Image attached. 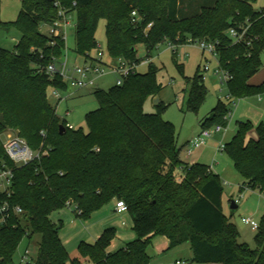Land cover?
<instances>
[{"label": "trees", "instance_id": "trees-1", "mask_svg": "<svg viewBox=\"0 0 264 264\" xmlns=\"http://www.w3.org/2000/svg\"><path fill=\"white\" fill-rule=\"evenodd\" d=\"M60 1L76 14L75 52L86 61L98 47L96 32L105 20L113 60L142 62L139 46L151 58L152 51L167 41H206L217 44L220 66L233 77L228 83L232 97L264 94V83H249L263 67L264 10L253 9L257 0H191L190 14L183 0ZM22 6L20 18L7 23L1 19L0 0V28L21 33L14 51L0 48V163L13 169L11 201L25 212L24 220L12 218L8 226H0V264H12L25 237L35 235L42 240L36 264H150L147 250L157 238L168 241V250L189 244L197 264H264V217L255 236L257 248L240 243L237 226L223 212L219 176L208 165L183 161L185 146L178 147L175 126L163 119V102L156 113L145 112L146 102L162 90L156 77L159 69L151 63L147 73L132 74L123 86L97 88L93 96L99 109L86 117L88 132L70 129L48 99L49 88L68 87L44 71L53 58L63 57L65 49L62 39L41 32V26L54 24L58 10L48 0H22ZM245 25L249 32L237 43L229 32ZM187 82L188 108L197 111L208 94L200 66ZM229 114L228 106L219 101L202 120V129L227 127ZM7 129L18 130L33 151L43 148L48 155L27 166L15 165L3 148ZM253 129L251 123H240L225 152L245 187L264 191V127L256 129L257 140L248 138ZM180 171L184 174L179 177ZM113 201L127 205L137 239L109 253L117 232L108 229L95 243L82 242L80 257L71 260L51 215L70 203L79 218L89 220Z\"/></svg>", "mask_w": 264, "mask_h": 264}, {"label": "rangeland", "instance_id": "rangeland-1", "mask_svg": "<svg viewBox=\"0 0 264 264\" xmlns=\"http://www.w3.org/2000/svg\"><path fill=\"white\" fill-rule=\"evenodd\" d=\"M187 13H193L190 7L191 0H183ZM197 2V1H194ZM201 2V1H200ZM199 3V1H198ZM1 19L7 23H15L21 16L22 0H2ZM255 11L264 10V0H257L253 4ZM76 14H72L69 24L66 28V43L63 57L68 55L69 66L75 64L83 65L84 57L75 52L76 47ZM107 22L101 20L96 32L97 49L93 50L91 57H97L101 52L104 54V61L112 67L117 65V61L108 55V45L106 36ZM152 27L149 24L146 28L148 31ZM44 34L48 31L46 28L41 29ZM21 38V33L12 28L9 31L0 28V48L14 51L17 43ZM140 57L146 58L147 52L143 46L138 47ZM153 60V66L159 69L157 82L162 86L159 91V99L164 103L162 117L164 120L171 122L175 126L178 147H183L202 131L201 122L209 113L217 107L219 101L225 103L230 114L228 116V126L223 127L218 132L217 126H213L210 131L212 137L207 144L200 149H195L189 155L183 150L181 157L187 160L189 164L200 163L213 168L214 174L218 175L224 185L223 192V212L238 228L240 237L239 242L245 243L250 249H256L257 244L255 236L257 231L252 230L251 226L242 222L243 218L253 219L258 225L264 217V191H252L248 188H241L243 178L237 172L232 160L227 153H218L216 149L221 145L228 144L235 136L240 123H251L254 129L249 133L248 138L257 140V128L264 127V94L236 99L230 95L227 85H222L214 70L218 68V61L207 52H203L196 45H184L177 49V55L164 43L152 51L150 58ZM263 67L249 83L251 85H260L264 83V52L261 55ZM209 65L211 71L203 72L204 66ZM201 67L205 75L204 85L208 90L205 101L199 106L197 111L189 110L188 101L190 97L191 85L187 81L196 76L198 67ZM149 65L140 66L139 73H147ZM117 77L108 72L97 81L94 88L75 90L68 88L59 90L62 100L52 96L54 88L48 89V99L56 110L57 117L62 124L72 126L74 130H83L88 132L87 115L99 109V103L93 96L95 90H109L116 85ZM153 98H150L144 107L148 114L157 112L153 105ZM7 136H19L23 138L18 130L7 129L3 134V141ZM24 139V138H23ZM43 151V148L40 149ZM36 152V151H35ZM38 152V151H37ZM183 172H178L182 176ZM225 183L227 186H225ZM262 193V194H261ZM237 202V209H231V203ZM115 201L95 212L89 220H83L76 215L73 206L54 212L50 219L53 224L60 227L59 236L71 260L80 257L79 245L82 242L93 244L108 229H115L116 238L111 242L108 252L115 253L126 247L127 244L137 239V233L134 230V223L130 213L123 215L116 214ZM24 222V221H23ZM125 223V225H124ZM26 231L31 235V228L25 224ZM41 236L35 235L31 239L25 237L13 257L12 264H36ZM169 243L163 238L154 240L153 245L149 246L147 252L151 257L150 264H176L182 261L186 264H197L192 261L193 253L189 244H183L176 248L170 249ZM26 251L29 256L25 258ZM70 264V262L68 263ZM87 264H93L91 262Z\"/></svg>", "mask_w": 264, "mask_h": 264}, {"label": "built area", "instance_id": "built-area-1", "mask_svg": "<svg viewBox=\"0 0 264 264\" xmlns=\"http://www.w3.org/2000/svg\"><path fill=\"white\" fill-rule=\"evenodd\" d=\"M53 3L54 7L58 10V18L51 25H43L41 29L46 28L48 33L44 34L48 37H56L62 39L66 43V28L69 24V19L72 17L73 13H69L67 8H65L60 0H48ZM76 6V3H74ZM250 26L245 25L241 30L233 29L229 32V35L235 39L237 43H240L245 40L247 33L249 32ZM169 48L173 51L174 54L177 55V49L180 46L184 45H196L203 52H207L214 58H218L217 44L206 42V41H195L192 39H188L186 44L177 45L173 42H166ZM104 54L99 53L97 57H90L88 61H84L83 65L75 64L73 67L69 66L68 55L66 57L61 58H53L52 61L44 68L45 73L50 78L58 77L63 83L67 85V87L82 90L88 88H94L97 85V81L99 78L105 76L110 72L114 74L116 79V86H123L126 80L132 75L138 72V68L140 66L150 65L152 60L150 58H145L140 63L129 62L124 59H117V65L115 67L109 66L104 61ZM220 61V60H219ZM218 61V68L214 70V74L217 75L219 81L222 85H227L233 79L232 75L223 69L220 66ZM211 68L209 65L204 66L203 72H209ZM202 80L205 81V75L201 70ZM58 89H54L52 92V96L58 100H62V97L59 93ZM70 129H73L72 126H68ZM223 127L220 125L217 127V131H222ZM212 137V132L208 129H202L201 133L195 136L187 146V152L191 154V152L195 149H200L205 146L208 140ZM3 148L8 156L9 160L17 166H27L30 163H33L34 160L40 158L42 155H48V151L44 152L38 151L35 152L31 149L27 141L19 136H7L6 140L3 142ZM219 152L225 151V145H221L218 148ZM13 169L5 165L4 163H0V226H8L12 218H18L21 221L24 220L25 212L24 210L12 203V195H13V179H14ZM225 186L227 184L225 183ZM238 202V201H237ZM237 202H235L237 204ZM68 207L72 205L70 203L67 204ZM116 210L118 213H126L128 212V207L123 201H119L116 204ZM242 222L245 225L251 226L252 230L257 231L259 225L253 220L248 218H243ZM16 225H14L15 227ZM29 256V251H26L27 258ZM176 264H186L182 261H177Z\"/></svg>", "mask_w": 264, "mask_h": 264}, {"label": "water", "instance_id": "water-1", "mask_svg": "<svg viewBox=\"0 0 264 264\" xmlns=\"http://www.w3.org/2000/svg\"><path fill=\"white\" fill-rule=\"evenodd\" d=\"M153 104H155V106H159L161 104V100L159 99V96H156L153 98ZM66 129L64 126H60V132L65 133ZM238 206L237 204L233 201L231 203V209H237Z\"/></svg>", "mask_w": 264, "mask_h": 264}, {"label": "crops", "instance_id": "crops-1", "mask_svg": "<svg viewBox=\"0 0 264 264\" xmlns=\"http://www.w3.org/2000/svg\"><path fill=\"white\" fill-rule=\"evenodd\" d=\"M152 63H153V60H152ZM152 100H153V99H152ZM153 106H154V107H157V106H155V104H154ZM189 142H190V141H189ZM189 142L186 143V145H185V147H184L183 150H186V149H187V146H188V143H189ZM218 148H219V147H218ZM216 151H217L218 153H221V152L218 151V149H216ZM186 152H187V150H186ZM189 155H190V154H189ZM182 159H183V158H182ZM183 161L186 162V163H188L187 160H184V159H183ZM210 168H211V170L213 171V168H212V167H210ZM244 184H245V181H244V179H243V184H242L243 186H242L241 188H245L246 185H244ZM252 191H254V190H252ZM255 191H257V190H255ZM261 194H262V193H261ZM115 203L117 204L116 201H115ZM114 212H115L116 214H119V215H123V214L128 213V212H126V213H118L117 210H116V205H115V210H114ZM124 225H125V223H124ZM166 241H167V240H166ZM189 246H190V245H189ZM190 247H191V246H190Z\"/></svg>", "mask_w": 264, "mask_h": 264}]
</instances>
